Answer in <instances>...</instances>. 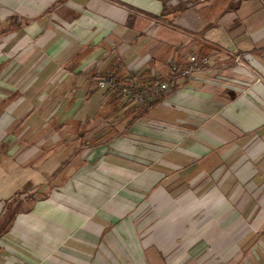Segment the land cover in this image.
<instances>
[{
    "label": "crops",
    "instance_id": "crops-1",
    "mask_svg": "<svg viewBox=\"0 0 264 264\" xmlns=\"http://www.w3.org/2000/svg\"><path fill=\"white\" fill-rule=\"evenodd\" d=\"M192 56L97 121L95 75ZM4 214L0 264H264V0H0Z\"/></svg>",
    "mask_w": 264,
    "mask_h": 264
},
{
    "label": "trees",
    "instance_id": "trees-1",
    "mask_svg": "<svg viewBox=\"0 0 264 264\" xmlns=\"http://www.w3.org/2000/svg\"><path fill=\"white\" fill-rule=\"evenodd\" d=\"M178 66L182 67L181 65H178ZM188 66L189 64H187L185 67H188ZM185 67H182V68H185ZM148 73L147 75L144 74L139 77L129 76L123 73L121 70V67L119 66V64H117L116 66L112 67L108 72L103 73L99 76L95 75L96 88L100 89V87L98 86L99 82L104 83L105 86L103 89L105 90L104 94L108 96V104L111 106V108L114 111L119 112V111L124 110L127 107L126 104L122 105L124 99L129 95L128 93H126V91L130 90L131 92L136 93L137 91H139V89H137L136 87L137 83L142 86H145L148 83H153V82L158 81L154 75L150 74V72ZM173 75L174 74L172 73L171 68H170L169 76L166 78L164 77V78L159 79V81L169 80L171 82L170 90L156 97L154 96L155 98L153 102L146 103L144 107L141 108L142 110L150 109L151 107L156 105L159 101L170 96V94L174 90H176L177 88L185 84V82L182 84H177L176 80L178 79V77L180 78V76L176 74L174 75V78H173ZM141 109L139 108L140 112L142 111ZM10 223H11V217H6L5 214L2 217H0V237L2 236L3 233H5Z\"/></svg>",
    "mask_w": 264,
    "mask_h": 264
},
{
    "label": "built area",
    "instance_id": "built-area-1",
    "mask_svg": "<svg viewBox=\"0 0 264 264\" xmlns=\"http://www.w3.org/2000/svg\"><path fill=\"white\" fill-rule=\"evenodd\" d=\"M207 63L206 59L197 60L195 56L190 57L189 66L182 68L178 65H172L171 71L174 75L178 74L181 78H187L198 66L204 65ZM158 80L153 83H148L145 86L140 84H136L137 91L136 93L131 92L130 90L126 91L132 98L135 103H139L141 105H145L146 103L153 102L154 98L164 92H167L171 88V82L169 80L159 81L160 77L157 74L154 75ZM98 86L100 88L104 87L103 82H99ZM155 96V97H154Z\"/></svg>",
    "mask_w": 264,
    "mask_h": 264
},
{
    "label": "rangeland",
    "instance_id": "rangeland-1",
    "mask_svg": "<svg viewBox=\"0 0 264 264\" xmlns=\"http://www.w3.org/2000/svg\"><path fill=\"white\" fill-rule=\"evenodd\" d=\"M188 59H190V58H188ZM177 65V64H175V63H173V62H168V65H169V69L171 68V66L172 65ZM158 77H160V76H158ZM57 82H54V88H56V86H55V84H56ZM59 84H60V81L58 82ZM96 83V82H95ZM76 84H77V81H69L68 82V85H69V89L70 88H74L75 86H76ZM96 86V85H95ZM104 87H102L101 89H103ZM71 90V89H70ZM104 90V89H103ZM68 98H69V100H71L70 101V103H72L73 101L72 100H74L73 98H72V95H69L68 96ZM105 99H106V97H105ZM104 99V100H105ZM54 100H55V97H54ZM104 100H103V102H104ZM126 102V103H125ZM131 102V103H130ZM134 101L132 100V98L130 97V95H128L125 99H124V101H123V104L122 105H125L126 104V106L128 107H132V108H135V107H139L140 109L141 108H143L144 107V105H141V104H139V103H133ZM108 111V110H107ZM102 112L101 114H100V116L101 117H99V119H97V121H100L101 123L100 124H102V126H104L105 124L104 123H108L109 122V124L111 123V122H114V121H116V120H119V122H121V121H123V112L122 113H110L109 111L108 112ZM104 129H107V130H109V128H107L106 127V125H105V127H103ZM102 128V129H103ZM99 130V129H98ZM97 131V129L96 130H94V132H96ZM86 133H89V134H92V130H89L88 132H86Z\"/></svg>",
    "mask_w": 264,
    "mask_h": 264
}]
</instances>
